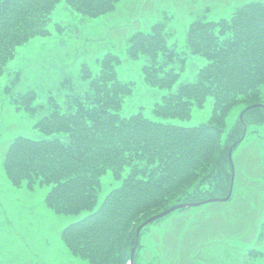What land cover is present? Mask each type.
<instances>
[{
  "label": "trees",
  "instance_id": "trees-1",
  "mask_svg": "<svg viewBox=\"0 0 264 264\" xmlns=\"http://www.w3.org/2000/svg\"><path fill=\"white\" fill-rule=\"evenodd\" d=\"M58 1L0 0V74L16 47L33 35L50 33V13ZM63 1L75 12L96 17L113 10L119 0ZM187 23L180 46L168 41L172 31L166 32L164 21L156 20L145 30L129 32L124 49L129 59L145 57L142 82L167 89L153 102L156 117H189L194 105L203 106L212 96L210 116L195 125L154 119L140 109L122 114L134 82L119 78L122 60L113 50L95 59L94 72L87 62L80 64L78 73L87 86L65 93L62 102L49 93L46 102L39 103L32 88L12 96L16 108L32 113L43 109L34 123L43 136L18 134L4 143L1 168L14 186L50 184L44 200L57 213L87 211L60 233L70 253L89 264H127L135 242L136 264L143 227L165 215L143 224L136 236L142 221L176 203L227 194L230 145L233 151L244 137V125H264V0L238 1L227 15H196ZM192 53L205 62L193 80L171 89ZM239 102H244L242 117L226 129L228 111ZM108 169L120 181L97 203L101 176ZM199 208L187 205L175 213L188 219L190 209ZM247 251L264 264V249Z\"/></svg>",
  "mask_w": 264,
  "mask_h": 264
},
{
  "label": "rangeland",
  "instance_id": "rangeland-1",
  "mask_svg": "<svg viewBox=\"0 0 264 264\" xmlns=\"http://www.w3.org/2000/svg\"><path fill=\"white\" fill-rule=\"evenodd\" d=\"M238 1L243 0H119L113 10L96 17L73 11L63 0L55 4L48 23L50 33L33 35L16 47L0 74L1 261L5 264H89L70 253L60 233L63 226L87 211L57 213L44 200L50 184L14 186L1 168L4 143L18 134L43 136L34 127L43 109L32 113L16 108L12 96L32 88L39 103L44 104L49 93L62 102L65 93L80 92L87 86L78 73L80 64L87 62L94 72L98 66L95 59L102 52L113 50L122 60L117 65L119 78L134 82L133 90L122 104V114L140 109L154 119L195 125L210 116L212 96L205 98L203 106L194 105L189 117H156L153 102L159 101L167 89L142 82L140 65L146 59L143 55L135 59L127 57L126 35L162 20L166 32L172 31L168 41L175 40L180 46L190 18L200 15L215 19L227 15ZM56 23L62 27L57 28ZM186 57L184 68L171 89L182 81L193 80L197 67L205 62L204 57L194 53ZM260 99H264V84ZM242 106L244 102H239L229 109L226 129L238 116L241 119ZM231 158L236 180L231 197L197 205L201 208L190 209L188 219L172 210L158 222L145 225L136 264L260 263L247 250L264 249V125L245 126L244 137L235 145ZM119 181L120 178H113L110 170H106L101 176L97 203Z\"/></svg>",
  "mask_w": 264,
  "mask_h": 264
},
{
  "label": "water",
  "instance_id": "water-1",
  "mask_svg": "<svg viewBox=\"0 0 264 264\" xmlns=\"http://www.w3.org/2000/svg\"><path fill=\"white\" fill-rule=\"evenodd\" d=\"M231 149H232V146L230 145V148L228 150V158H229V162H230V166H231V175H230V184L228 186V189H227V194L224 195V196H221V197H215V196H211L207 199H204V200H198V201H189L187 203H176L174 205H170L169 207L165 208L164 210L160 211V212H157V213H154L152 216L148 217L146 220L142 221V223L136 227V236L138 235L139 233V228L140 226H142V224L146 223V222H149V221H152L154 220V218L156 217H160V216H163L165 215L166 213L172 211V210H175L176 208L178 207H184V206H187V205H197L198 203H200L201 201H210V200H221V199H227L230 194H231V188H232V184H233V169H232V158H231ZM135 245H136V242L132 245L131 247V250H130V257H129V260H128V264H132V257H133V250L135 248Z\"/></svg>",
  "mask_w": 264,
  "mask_h": 264
}]
</instances>
